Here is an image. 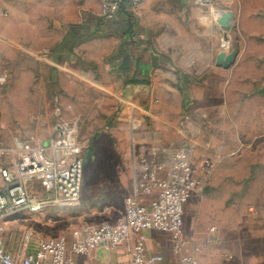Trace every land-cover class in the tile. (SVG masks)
I'll use <instances>...</instances> for the list:
<instances>
[{"label": "rangeland", "instance_id": "rangeland-1", "mask_svg": "<svg viewBox=\"0 0 264 264\" xmlns=\"http://www.w3.org/2000/svg\"><path fill=\"white\" fill-rule=\"evenodd\" d=\"M101 6L20 2L0 19L21 54L0 63V165L18 140L48 144L60 124L75 122L86 144L79 203L18 212L7 247L25 232L71 242L86 225L116 222L151 153L189 144L210 172L185 206L184 252L215 226L207 262L264 264V0H146L104 27ZM228 11L226 31L218 19ZM125 45L142 49L128 64ZM220 51L238 52L229 69L216 67ZM151 236L180 263L169 234ZM110 257L100 264H126Z\"/></svg>", "mask_w": 264, "mask_h": 264}, {"label": "built area", "instance_id": "built-area-1", "mask_svg": "<svg viewBox=\"0 0 264 264\" xmlns=\"http://www.w3.org/2000/svg\"><path fill=\"white\" fill-rule=\"evenodd\" d=\"M146 0H102L101 18L116 20L121 9L134 11ZM0 77V83L4 82ZM31 143L18 140L9 163L0 166V264H76L78 256L98 248L107 252L123 248L129 264H164L163 254L148 247L149 232L170 235L173 253L180 264H206L201 247L194 244L184 252L185 206L203 192L210 169L208 162L195 165L192 147L155 149L141 168L134 194L125 202L124 213L116 222L89 224L66 237H39L25 232L17 250L7 247L6 226L20 211L37 213L50 206L71 207L79 203L86 144L77 136L75 122L57 126L49 140ZM31 188L42 190L34 195ZM215 226L206 229L204 243L217 236Z\"/></svg>", "mask_w": 264, "mask_h": 264}, {"label": "crops", "instance_id": "crops-1", "mask_svg": "<svg viewBox=\"0 0 264 264\" xmlns=\"http://www.w3.org/2000/svg\"><path fill=\"white\" fill-rule=\"evenodd\" d=\"M63 2V0H0V19L3 18V14H6V17H15V15H12L10 10L13 6V4L15 3H20V2H40V3H44V4H47V3H50V2ZM65 2H68V3H72L73 0H65ZM126 10V9H125ZM126 11H129L128 9ZM49 17H56V16H49ZM117 18L121 21H125L127 19L126 17V14H124V12L120 11L119 15L117 16ZM104 21V20H103ZM106 23L105 21L102 23V27L103 24ZM113 23H116V20L115 21H112V22H109L108 24H113ZM110 26V25H109ZM106 27V25H105ZM10 35H12V33L10 32V30H7L5 28H0V63H3L6 59H10V60H13V63L14 65H16V62L20 60V57L19 55L20 52H19V43L16 41V39H14L13 37H11ZM14 39V40H13ZM126 45H127V42H125ZM129 43V42H128ZM124 46V49H123V55L124 56H127L129 58V60L131 61V56L133 54V50L138 53L139 51L141 52L142 49L135 45V48H130V47H127V46ZM28 47V50H29V46ZM132 50V51H130ZM7 52H10V56L7 55ZM23 55V53H22ZM140 64V63H139ZM2 65V64H1ZM24 66V65H22ZM142 65L140 64V67ZM24 97V96H23ZM184 145V144H183ZM185 145H188L190 146L189 144H185ZM161 148V147H160ZM172 149V148H171ZM171 149H166V150H171ZM163 150V149H162ZM1 166V165H0ZM153 232H149L147 233V236L150 238L152 237L151 234ZM219 237V234L216 236L215 239H218ZM151 240L149 239L148 241V247L150 249L151 252H155V253H161L163 254V256L165 257V262L164 264H180L179 262H177L173 255L172 254H165L164 252H162L161 250H156V249H153L151 247ZM202 251L201 253L199 254L200 258L203 259L206 264H210V262H207L209 259H208V255H207V247L209 245H205L204 243H200L199 244ZM207 248V249H205ZM206 250V252H205ZM108 255V257H110L111 259L117 261V262H121V263H126V264H129L128 263V256L126 254V252L123 250V248H119L117 250H114V251H111V252H107L106 250H104L103 248H98L97 250H95L92 254L90 255H87V256H78L76 258V264H100L102 263L104 260V256Z\"/></svg>", "mask_w": 264, "mask_h": 264}, {"label": "water", "instance_id": "water-1", "mask_svg": "<svg viewBox=\"0 0 264 264\" xmlns=\"http://www.w3.org/2000/svg\"><path fill=\"white\" fill-rule=\"evenodd\" d=\"M233 14L231 12H223L221 16L219 17L218 21L219 23L224 27L226 31L230 30L231 27L229 26V21L232 20ZM238 57L237 51H232L230 53H227L225 51H220L215 59V65L216 67L223 68V69H229L232 65L235 64ZM91 152H88L87 156H90Z\"/></svg>", "mask_w": 264, "mask_h": 264}, {"label": "trees", "instance_id": "trees-1", "mask_svg": "<svg viewBox=\"0 0 264 264\" xmlns=\"http://www.w3.org/2000/svg\"><path fill=\"white\" fill-rule=\"evenodd\" d=\"M122 11H123L124 13H126L124 7L122 8ZM72 34H73V35L78 34V30H77L76 28H74V29L72 30ZM73 42H74V40H73ZM128 63H129V58H128L127 56H125V57H124V64H128Z\"/></svg>", "mask_w": 264, "mask_h": 264}, {"label": "bare ground", "instance_id": "bare-ground-1", "mask_svg": "<svg viewBox=\"0 0 264 264\" xmlns=\"http://www.w3.org/2000/svg\"><path fill=\"white\" fill-rule=\"evenodd\" d=\"M222 43H223V46H224V47H228V45H229V43L226 42L225 40H222Z\"/></svg>", "mask_w": 264, "mask_h": 264}]
</instances>
